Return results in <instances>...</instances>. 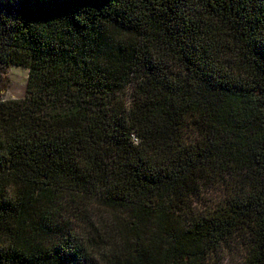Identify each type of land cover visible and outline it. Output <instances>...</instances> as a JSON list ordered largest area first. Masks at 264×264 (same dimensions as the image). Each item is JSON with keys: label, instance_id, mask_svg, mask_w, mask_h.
I'll return each instance as SVG.
<instances>
[{"label": "trees", "instance_id": "trees-1", "mask_svg": "<svg viewBox=\"0 0 264 264\" xmlns=\"http://www.w3.org/2000/svg\"><path fill=\"white\" fill-rule=\"evenodd\" d=\"M13 65L0 264H264V0H0Z\"/></svg>", "mask_w": 264, "mask_h": 264}, {"label": "rangeland", "instance_id": "rangeland-1", "mask_svg": "<svg viewBox=\"0 0 264 264\" xmlns=\"http://www.w3.org/2000/svg\"><path fill=\"white\" fill-rule=\"evenodd\" d=\"M29 77V69L23 66L13 65L1 76L0 96L2 99H21L26 95V87ZM124 96L129 101L131 91L124 92ZM207 192L200 198L201 208H207L214 200L219 199V191L212 190ZM212 203V204H213ZM243 243L241 240L232 241L217 251L213 252L207 259V264H242L244 255Z\"/></svg>", "mask_w": 264, "mask_h": 264}]
</instances>
